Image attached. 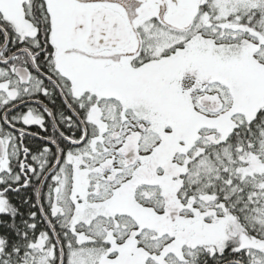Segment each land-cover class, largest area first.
<instances>
[{
  "label": "snow or ice",
  "instance_id": "snow-or-ice-1",
  "mask_svg": "<svg viewBox=\"0 0 264 264\" xmlns=\"http://www.w3.org/2000/svg\"><path fill=\"white\" fill-rule=\"evenodd\" d=\"M0 264H264V0H0Z\"/></svg>",
  "mask_w": 264,
  "mask_h": 264
}]
</instances>
